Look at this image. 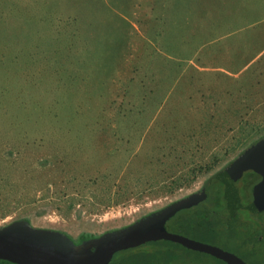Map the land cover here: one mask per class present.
Here are the masks:
<instances>
[{"label":"rangeland","instance_id":"374dc122","mask_svg":"<svg viewBox=\"0 0 264 264\" xmlns=\"http://www.w3.org/2000/svg\"><path fill=\"white\" fill-rule=\"evenodd\" d=\"M256 128L264 0H0V226L23 218L73 242L122 227L199 190ZM212 154L211 170L167 187ZM214 193L204 205L218 211ZM261 219L239 207L205 237L187 233L264 264ZM147 248L156 264L211 259Z\"/></svg>","mask_w":264,"mask_h":264},{"label":"water","instance_id":"95a60500","mask_svg":"<svg viewBox=\"0 0 264 264\" xmlns=\"http://www.w3.org/2000/svg\"><path fill=\"white\" fill-rule=\"evenodd\" d=\"M230 168L256 175V196L259 207H264V136L248 144L232 160L227 169ZM203 197L204 189L200 188L127 225L107 230L78 245L60 230L36 227L26 219H16L0 226V259L18 264H106L120 249L149 240L168 239L219 258L224 264H247L228 249L164 227V221L176 210L192 206Z\"/></svg>","mask_w":264,"mask_h":264},{"label":"trees","instance_id":"16d2710c","mask_svg":"<svg viewBox=\"0 0 264 264\" xmlns=\"http://www.w3.org/2000/svg\"><path fill=\"white\" fill-rule=\"evenodd\" d=\"M261 128H256V130L250 133H243L242 136L235 138L234 145L238 142H248L239 153L250 143L255 141L257 138L264 136V132H260ZM256 135V137H255ZM188 139H191L188 137ZM197 141V140H195ZM196 145V144H195ZM233 145V146H234ZM238 153V154H239ZM237 154V155H238ZM235 155L231 160H229L225 165L221 168L215 170L203 183L201 188L205 191L206 189L212 190L213 192H217L216 198L218 199L219 210L211 211L209 207L204 205V201L206 197H203L200 201L195 203L192 206L184 207L176 210L171 216L173 219L178 222L177 228L180 231H174L177 233H181L192 237L188 233L194 232V234L202 235L205 237V233L213 230L212 224L215 223V217L219 214H223L225 216H232L237 208H246L249 213L254 215L257 219H261L264 216V207H259L260 201L256 197H252L249 192H256L258 189L257 186L254 187H246V181L243 180L242 183H239V180L243 179L242 176L235 179V174L238 173L235 168L227 169L232 160L237 156ZM217 155L212 154L211 157L204 161L203 163L193 164L191 166H187L185 170L182 172L176 173L175 175L170 176V181L167 184V187L176 188L183 184L190 182L197 175L202 174L204 172H208L213 168V166L217 163ZM159 171V170H158ZM253 174V172H251ZM210 183V185H208ZM216 188H215V186ZM212 185V187H211ZM214 193V195H215ZM254 208V209H253ZM168 220V219H167ZM167 220L164 221V227L167 229ZM264 222V219H261ZM258 226V222L255 221L254 228L252 229L253 236L257 235L256 227ZM188 232V233H187ZM92 237H88L83 239V241L88 240ZM196 238V237H192ZM201 238V237H200ZM198 238V239H200ZM257 238V237H256ZM197 239V238H196ZM204 240V239H201ZM205 241V240H204ZM160 242H168L172 245H178L181 248H185L187 250H192L182 246L181 244L168 240V239H156L145 241L141 244H138L133 247H128L124 249L118 250L121 251L119 255L114 257V254L107 261L106 264H156L158 263V254L157 250H150L147 248L149 245H156ZM238 244H241L238 242ZM242 245V244H241ZM224 248V247H223ZM253 249V248H251ZM172 251V250H171ZM171 251H168L167 257H171ZM232 251V250H231ZM117 252V251H116ZM197 254H202L210 257V260L202 259L201 261L204 264H224V262L211 256L204 252L195 251ZM233 252V251H232ZM235 253V252H234ZM237 254V253H235ZM238 255V254H237ZM240 256V255H238ZM242 258V256H240ZM167 258V260H168ZM244 260V258H242ZM165 260V261H167ZM200 260V259H199ZM211 261V262H209ZM245 261V260H244ZM0 262L4 264H18L15 262H11L5 259H0ZM246 262V261H245ZM247 263V262H246ZM248 264V263H247Z\"/></svg>","mask_w":264,"mask_h":264},{"label":"flooded vegetation","instance_id":"af4514ba","mask_svg":"<svg viewBox=\"0 0 264 264\" xmlns=\"http://www.w3.org/2000/svg\"><path fill=\"white\" fill-rule=\"evenodd\" d=\"M83 239H85V238H81L78 242H73V243L76 244V245L81 244L83 242ZM0 264H4V263L0 262Z\"/></svg>","mask_w":264,"mask_h":264}]
</instances>
